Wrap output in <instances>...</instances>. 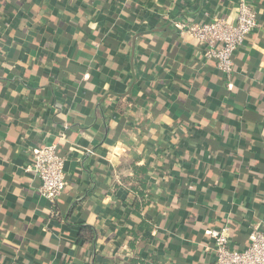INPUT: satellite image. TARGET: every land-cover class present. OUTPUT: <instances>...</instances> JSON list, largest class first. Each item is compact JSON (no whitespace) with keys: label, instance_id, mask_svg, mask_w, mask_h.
Masks as SVG:
<instances>
[{"label":"crops","instance_id":"crops-1","mask_svg":"<svg viewBox=\"0 0 264 264\" xmlns=\"http://www.w3.org/2000/svg\"><path fill=\"white\" fill-rule=\"evenodd\" d=\"M230 79L174 23L236 0H0V264H213L264 231V0ZM55 145L66 187L38 194ZM156 232V233H155Z\"/></svg>","mask_w":264,"mask_h":264},{"label":"built area","instance_id":"built-area-1","mask_svg":"<svg viewBox=\"0 0 264 264\" xmlns=\"http://www.w3.org/2000/svg\"><path fill=\"white\" fill-rule=\"evenodd\" d=\"M236 5L238 14L235 24L223 18L204 24L174 23L180 33L191 36L204 46L205 59L213 61L217 71L228 79L233 74L238 50L258 27L257 13L249 1L236 0ZM31 157L29 170L39 181L38 194L54 203L66 187L65 160L55 145L35 149L31 152ZM211 238L216 256L213 264H264V231L256 232L250 246L241 252H233L228 248L224 233L212 232Z\"/></svg>","mask_w":264,"mask_h":264}]
</instances>
